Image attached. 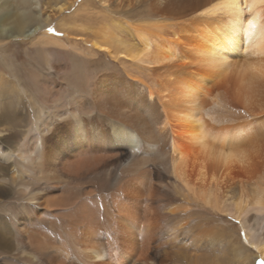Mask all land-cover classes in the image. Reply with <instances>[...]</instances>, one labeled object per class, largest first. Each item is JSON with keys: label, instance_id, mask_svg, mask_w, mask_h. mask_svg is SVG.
<instances>
[{"label": "bare ground", "instance_id": "bare-ground-1", "mask_svg": "<svg viewBox=\"0 0 264 264\" xmlns=\"http://www.w3.org/2000/svg\"><path fill=\"white\" fill-rule=\"evenodd\" d=\"M78 1L0 0V264H264V0Z\"/></svg>", "mask_w": 264, "mask_h": 264}, {"label": "rangeland", "instance_id": "rangeland-1", "mask_svg": "<svg viewBox=\"0 0 264 264\" xmlns=\"http://www.w3.org/2000/svg\"><path fill=\"white\" fill-rule=\"evenodd\" d=\"M146 1L145 2H142L141 4L136 5V6L133 3H130L131 5L128 6L129 8H125L126 5H128V4L124 2L125 5L122 3L121 6H123V7H122V9L120 8L119 11L122 12V10L133 9L134 8L133 10H134L135 14L137 13V15L138 14H140V15H138L137 17L136 16H133V18L131 20H135L139 16L142 17V18H144L147 15H149V13H150V10H148L149 9V6L146 5L149 1L148 2H146ZM83 2H87V0H79L75 5L72 6L71 9L67 10L66 12H64L59 18L61 19L63 17L64 20H65L64 22L69 23L71 25L73 23L74 24L76 23L77 26H80L81 25L82 27L85 28V31H83L81 33H80V31L78 33L74 32L72 34V36L74 38L77 35L78 36L77 38H79V36H80V37H83V38H86V39H91L94 36L95 32L97 31V27L95 26V24L91 23V24L88 25L85 22V20H84L85 17H86V15L80 14L77 17H72V16L70 17L69 16V15H71V12L75 9V7L77 5H79V4H82ZM118 2L119 1H116V0H101L100 2H99V0H90L87 3V5H85L84 7L87 6V10H89L90 12L93 13L91 15L92 16V19H95L96 20V18H97L96 15L98 14V15L101 16L102 13H103L102 12V10H103L102 7H105L106 6L105 9L107 8L110 12L111 11L112 12L114 11V14H108V17L109 18L116 19L118 16L116 14L117 12L115 13V11H117V5L116 4ZM143 4H145V5L143 6ZM59 18H56V19H54L53 22L49 23L48 24V29H46V31H48V33H50L52 35V37H54V38L63 39V37L65 36V33L64 32H61V31H58V30L55 29V23L59 20ZM75 31H78V30H75ZM63 33H64V35H63ZM229 99L230 98H227V101L229 102V106L224 105L223 109L221 110L222 112L220 111L221 114H223L224 116H232V118H234V119L236 118L238 121L244 120V119H246V118L249 117V114H247L243 110V108L240 106V104H238L237 102H234L233 100L231 101V99L230 100ZM223 101H224V103H226L227 102L226 101V98H224Z\"/></svg>", "mask_w": 264, "mask_h": 264}]
</instances>
